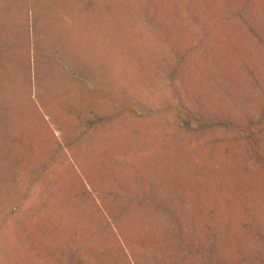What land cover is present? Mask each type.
<instances>
[{
	"label": "rangeland",
	"instance_id": "1",
	"mask_svg": "<svg viewBox=\"0 0 264 264\" xmlns=\"http://www.w3.org/2000/svg\"><path fill=\"white\" fill-rule=\"evenodd\" d=\"M0 264H264V0H0Z\"/></svg>",
	"mask_w": 264,
	"mask_h": 264
}]
</instances>
